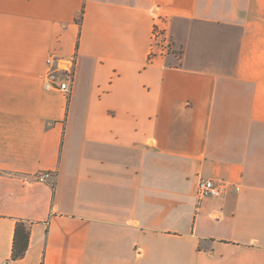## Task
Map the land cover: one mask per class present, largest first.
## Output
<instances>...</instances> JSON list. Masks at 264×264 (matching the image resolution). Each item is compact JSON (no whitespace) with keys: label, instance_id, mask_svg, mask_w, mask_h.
Here are the masks:
<instances>
[{"label":"crops","instance_id":"1","mask_svg":"<svg viewBox=\"0 0 264 264\" xmlns=\"http://www.w3.org/2000/svg\"><path fill=\"white\" fill-rule=\"evenodd\" d=\"M0 264H264V0H0Z\"/></svg>","mask_w":264,"mask_h":264},{"label":"built area","instance_id":"2","mask_svg":"<svg viewBox=\"0 0 264 264\" xmlns=\"http://www.w3.org/2000/svg\"><path fill=\"white\" fill-rule=\"evenodd\" d=\"M158 48L162 53L169 51L171 40L165 28L156 24L152 32V54ZM75 55L70 59L51 54L47 59V69L44 77V86L48 90H59L64 93L71 91L75 74ZM51 176L50 172L37 175L36 180L45 183ZM226 184L213 179L201 178L197 184V195L199 197H219L224 193Z\"/></svg>","mask_w":264,"mask_h":264},{"label":"trees","instance_id":"3","mask_svg":"<svg viewBox=\"0 0 264 264\" xmlns=\"http://www.w3.org/2000/svg\"><path fill=\"white\" fill-rule=\"evenodd\" d=\"M30 229L24 224L19 223L16 228L13 258H22L27 250L29 243Z\"/></svg>","mask_w":264,"mask_h":264}]
</instances>
